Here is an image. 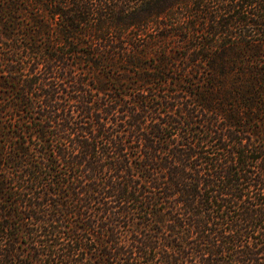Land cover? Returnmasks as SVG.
<instances>
[{
  "label": "trees",
  "instance_id": "1",
  "mask_svg": "<svg viewBox=\"0 0 264 264\" xmlns=\"http://www.w3.org/2000/svg\"><path fill=\"white\" fill-rule=\"evenodd\" d=\"M0 264H264V0H0Z\"/></svg>",
  "mask_w": 264,
  "mask_h": 264
}]
</instances>
